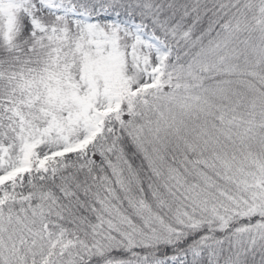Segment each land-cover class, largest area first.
I'll list each match as a JSON object with an SVG mask.
<instances>
[{"label": "snow or ice", "instance_id": "snow-or-ice-1", "mask_svg": "<svg viewBox=\"0 0 264 264\" xmlns=\"http://www.w3.org/2000/svg\"><path fill=\"white\" fill-rule=\"evenodd\" d=\"M0 264H264V0H0Z\"/></svg>", "mask_w": 264, "mask_h": 264}]
</instances>
